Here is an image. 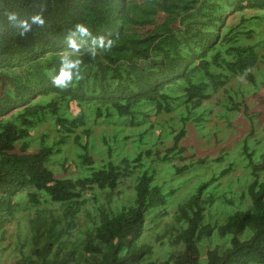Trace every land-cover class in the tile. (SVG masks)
<instances>
[{
	"label": "trees",
	"instance_id": "trees-1",
	"mask_svg": "<svg viewBox=\"0 0 264 264\" xmlns=\"http://www.w3.org/2000/svg\"><path fill=\"white\" fill-rule=\"evenodd\" d=\"M11 13L16 21H9ZM37 13L44 25L25 32L20 22L31 23ZM77 23L103 37L105 47L93 58L90 38H83L73 55L82 61L81 78L61 89L52 76L60 57L72 51L65 38ZM261 60L264 0H0V231L25 210L24 201L37 212L29 254L18 264H201L199 243L215 229L230 234L231 244L210 248L205 264H264V153L254 161L249 137L244 151L253 176L250 206L213 223L204 204L216 196L203 200L200 190L176 211L172 233L158 236L179 249L157 262L154 246L145 241L148 221L167 215L168 202L155 183L156 168L145 158L185 160L186 124L208 120L211 109L204 103L234 78L250 77ZM225 106L240 111L242 103L230 95ZM166 114H176L181 128L171 127L173 143L161 150L164 141L149 137L155 120ZM100 124L116 130L104 137L102 148L90 140ZM127 129L132 133L124 139L148 147L120 157L110 141ZM69 152L77 172L58 176L53 166L69 169ZM57 158L62 160L54 163ZM192 167L177 165L176 173ZM132 177L128 204L99 205L95 218L78 227L87 195L94 189L115 193ZM247 228L250 237L241 239Z\"/></svg>",
	"mask_w": 264,
	"mask_h": 264
},
{
	"label": "rangeland",
	"instance_id": "rangeland-1",
	"mask_svg": "<svg viewBox=\"0 0 264 264\" xmlns=\"http://www.w3.org/2000/svg\"><path fill=\"white\" fill-rule=\"evenodd\" d=\"M230 95L242 103L240 111L227 110L225 104L230 100ZM246 106L247 112L244 111ZM204 108L211 109L206 116L208 120L198 125L193 121L186 124L187 134L181 140L185 147V160L165 163L157 161L156 155L144 160L147 165L156 168L155 183L161 185L168 193V202L164 208L167 215L158 216L155 222L147 223L149 230L145 241L154 246L153 261H165L169 251L180 248L164 245L163 240H158V236L172 233L174 226H178L175 222L176 211L198 191L201 190L203 200H208L211 194L216 196L213 203L204 204L207 208L206 220L213 223L222 222L236 210H244L250 206L248 186L253 176L249 166L250 156L244 151V140L249 137L250 150H255L251 157L254 161L260 160V155L264 153V62L259 61L251 70L250 77L234 78L230 84L207 100ZM154 125L155 129L149 140L153 143L161 138L164 141L160 143L161 150L165 144L172 145L173 140L169 134L172 128H181L176 114L161 115L155 120ZM115 132L116 130H112L110 126L100 124L94 129L90 140L95 142L96 147L102 148L104 137L110 138ZM126 133L132 132L127 129L125 133L121 132L117 139L113 136L110 141L117 148L115 153L120 157L124 155L133 157L148 147L142 142L131 143V138L124 139ZM36 150L33 147L28 152ZM15 151L21 152L20 147L17 146ZM94 155L97 157V154ZM58 159L60 158L55 159L54 163H57ZM68 161L69 169L61 165L53 166L58 176L77 172V159L71 152ZM183 163H192L194 167L183 174H177V165ZM135 183L134 177L127 178L115 193L94 189L91 195L86 196V203L79 212L78 227L86 226L95 218L94 214L99 205L106 209H117L122 204H128L133 196ZM23 207L25 210L14 215L0 231V264H18L19 259L29 254L31 222L37 216V212L28 207L26 201L23 202ZM161 209L163 207L150 215H155ZM251 233L252 230L247 228L241 234V239H247ZM230 238V234L220 235L218 229L211 235L204 236L198 246L200 263H206L207 251L210 248L229 247Z\"/></svg>",
	"mask_w": 264,
	"mask_h": 264
},
{
	"label": "clouds",
	"instance_id": "clouds-1",
	"mask_svg": "<svg viewBox=\"0 0 264 264\" xmlns=\"http://www.w3.org/2000/svg\"><path fill=\"white\" fill-rule=\"evenodd\" d=\"M9 21H16L17 17L15 13L8 15ZM31 23L28 20L20 22V27L25 32L30 31L32 25L43 26L45 21L42 13L34 14L30 17ZM81 38V44L77 43V38ZM83 38H90V44L87 48L89 54L94 58L98 48H104V38L93 36L89 28L82 23H77L72 29H70L66 35L65 42L68 48L71 49V53H66L60 57V69L58 74L52 76V84L55 87L66 89L73 82L74 79H80V70L82 61L78 55L73 58L74 54H78L81 50V45L85 42Z\"/></svg>",
	"mask_w": 264,
	"mask_h": 264
}]
</instances>
